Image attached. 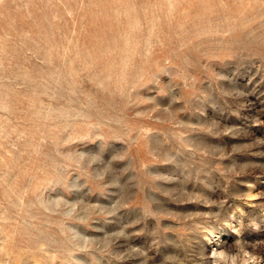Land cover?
Returning a JSON list of instances; mask_svg holds the SVG:
<instances>
[{"label":"rangeland","instance_id":"1","mask_svg":"<svg viewBox=\"0 0 264 264\" xmlns=\"http://www.w3.org/2000/svg\"><path fill=\"white\" fill-rule=\"evenodd\" d=\"M0 264H264V0H0Z\"/></svg>","mask_w":264,"mask_h":264}]
</instances>
